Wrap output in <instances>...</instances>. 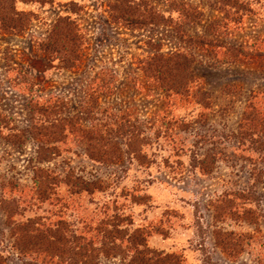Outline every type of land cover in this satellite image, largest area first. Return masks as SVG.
Instances as JSON below:
<instances>
[{
    "label": "rangeland",
    "instance_id": "obj_1",
    "mask_svg": "<svg viewBox=\"0 0 264 264\" xmlns=\"http://www.w3.org/2000/svg\"><path fill=\"white\" fill-rule=\"evenodd\" d=\"M127 2L16 0L21 30L0 22V264H130L141 242L164 264H264V0ZM49 109L105 131L109 159ZM23 226L48 255L21 251Z\"/></svg>",
    "mask_w": 264,
    "mask_h": 264
},
{
    "label": "trees",
    "instance_id": "obj_2",
    "mask_svg": "<svg viewBox=\"0 0 264 264\" xmlns=\"http://www.w3.org/2000/svg\"><path fill=\"white\" fill-rule=\"evenodd\" d=\"M16 0H6V3L3 4V0H0V22L2 24V26L4 28L7 29H11V30H15V31H19L21 30L23 24L26 22L27 20V16H29L30 13L28 12H23V11H16L13 8V3ZM18 1H22V2H50L51 0H18ZM128 0H119V4L116 5L114 7V9L117 11V13L119 14L117 17H120L121 14H127V15H133L135 14V6H133L132 4H129L127 2ZM127 2V3H126ZM221 2L223 4H230V0H221ZM70 29L65 25L61 26V27H57L55 28L53 35L50 37V42L47 43L45 45V48H49L53 51H61L64 50V47H66L67 43H70L73 38L70 35ZM50 44V45H49ZM175 57H181V59H184V55L182 54H175ZM172 68L175 69L177 68V65L172 64ZM165 66L158 68L155 70L156 74V78L158 80L164 78V75L161 76L164 72ZM169 69V68H168ZM248 108H251L252 110V106L249 105ZM46 111L45 109H41ZM260 112L261 111H257L256 109L254 110L253 114L254 116L250 118V121H254L255 124L259 127H261L264 124V117H259L260 116ZM51 117V120L53 121H66V123L69 126H72L74 124V126H76L75 129H73L72 132H75V135L80 138L83 143H84V153L86 154V157L92 161H102V159H109V154L110 151H108V149H106L105 145V135L104 132L101 131L100 134L98 131L95 130V128L92 129V131H90V133H86L84 129H82V124L80 123L81 120L84 121V119H81V117H76V119H78L79 122H74L72 125L70 124L69 120H67L66 118H62L60 117L58 120H56L55 113L53 112V110L49 109V112H47ZM87 118H93L90 115H86ZM255 117H257L255 119ZM90 122V121H89ZM78 123V125H77ZM56 124L50 123V127H54ZM73 128V127H72ZM53 129V128H52ZM60 130V132L58 131ZM58 130H49L46 131V135H53L57 136L58 138L63 137V133H61V128ZM58 131V132H57ZM72 132L68 131L69 134H71ZM129 134V133H128ZM112 136L115 137H119L122 138L124 136V134L122 133H114L112 134ZM131 136L132 133L127 137L130 141H131ZM141 141V140H140ZM138 140L137 144L135 145L137 147V145L140 142ZM118 144V142H117ZM119 146L116 145V147ZM138 148V147H137ZM53 149L54 148H50L49 150L46 149L45 147L39 146L37 147V157L36 159L38 161H44V160H48L50 157V153H53ZM119 149V148H118ZM46 175H49L48 173H46L45 169L40 168V167H33L32 169V182L34 183L35 187L41 188L42 187V181H45ZM76 179H79V177H76ZM42 180V181H41ZM39 188V189H40ZM38 189V191H39ZM83 190H87L86 188H82ZM41 193V192H40ZM15 234V238L17 239V241H19L21 245V251H27L28 249L33 250V251H38L39 249H41L40 247L43 246V244H45L44 246L47 245L46 242V237L45 235H43V232L38 230V227L34 228L31 226H23V227H15L13 229ZM79 239V238H78ZM81 239V238H80ZM56 240H59V237H57ZM44 242V243H43ZM46 242V243H45ZM53 243V242H50ZM139 247L134 246L133 250H132V256H131V260H129L131 263L130 264H164V256L163 254L157 253L154 250H150L146 247L145 243L141 242V243H137ZM217 244H219L218 246L220 248H226L224 247V245H222V243L218 242ZM221 245V246H220ZM44 246L42 247L41 251L44 252V255H48L47 251L44 249ZM51 255V254H50ZM54 255V254H53ZM52 255V256H53ZM51 256V258H52ZM43 262H45L44 260H42ZM84 262V261H83ZM175 264V263H172Z\"/></svg>",
    "mask_w": 264,
    "mask_h": 264
}]
</instances>
